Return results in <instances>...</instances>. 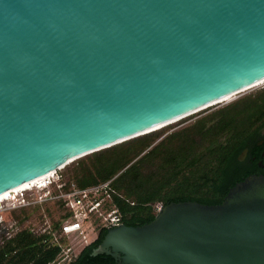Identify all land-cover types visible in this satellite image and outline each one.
<instances>
[{
  "label": "water",
  "instance_id": "1",
  "mask_svg": "<svg viewBox=\"0 0 264 264\" xmlns=\"http://www.w3.org/2000/svg\"><path fill=\"white\" fill-rule=\"evenodd\" d=\"M264 82V0H0V196ZM122 264H264V176L107 230Z\"/></svg>",
  "mask_w": 264,
  "mask_h": 264
},
{
  "label": "trees",
  "instance_id": "2",
  "mask_svg": "<svg viewBox=\"0 0 264 264\" xmlns=\"http://www.w3.org/2000/svg\"><path fill=\"white\" fill-rule=\"evenodd\" d=\"M263 111L261 90L168 134L158 130L90 154L73 167L69 180L78 188L109 182L103 209L115 210L127 226L151 222L157 204L164 207L171 202L191 201L219 205L228 190L243 180L237 178L232 162L241 137ZM56 204L63 209L62 202ZM27 209L20 210L21 218L13 212L12 219L16 223L27 220ZM67 217L66 213L53 223L51 231L57 243L52 242L51 232L36 234L24 228L11 235L1 234L0 264H54L63 251L60 223ZM93 220L101 235L81 250L76 262L93 260L89 253L108 230L99 225L97 218Z\"/></svg>",
  "mask_w": 264,
  "mask_h": 264
},
{
  "label": "built area",
  "instance_id": "3",
  "mask_svg": "<svg viewBox=\"0 0 264 264\" xmlns=\"http://www.w3.org/2000/svg\"><path fill=\"white\" fill-rule=\"evenodd\" d=\"M60 171L58 174L56 171L52 176L48 177L46 179V186L44 187L40 188L37 185H33L17 192L16 194H11V196L6 199L8 205L4 210L14 211L27 209L41 205L42 203L62 202L63 209L69 214V217L61 220L59 237H67L72 234H77L82 240L85 239V234L87 232L85 226L89 223V217L92 218L93 224V218H97L99 220V225L106 229L114 228L122 224L120 216L115 210H111L105 213V215L101 214L100 218L97 216L99 211L104 210L103 202L108 200L106 188L109 182L86 188H78ZM54 175L55 180H52ZM51 186L55 188L48 190L47 188ZM37 191L41 193L34 196L33 192L36 193ZM102 195L104 197L97 200V198ZM161 208L162 206L160 204L156 205V213ZM52 237V242L57 243L58 238L54 234H52Z\"/></svg>",
  "mask_w": 264,
  "mask_h": 264
},
{
  "label": "rangeland",
  "instance_id": "4",
  "mask_svg": "<svg viewBox=\"0 0 264 264\" xmlns=\"http://www.w3.org/2000/svg\"><path fill=\"white\" fill-rule=\"evenodd\" d=\"M264 90V83L261 84L260 86H256L253 87L247 91H244L242 93H239L237 95H235L234 97L230 98L229 100H227V102L224 103H220V104H216L214 106H211L201 112H198L194 115H191L189 117H186L178 122H175L161 130L160 131H165V134H168L172 131L178 130L184 126H187L189 124H191L192 122H194L195 120H197L198 118L205 116L208 113H211L215 110H217L218 108L224 106L227 103H230L234 100H237L239 98H242L244 96L247 95H251L254 94L258 91ZM164 134V135H165ZM103 150V151H107ZM90 156V155H88ZM88 156H85L83 158H80L78 160H75L74 162L68 164L67 166H65L64 168L61 169V173L63 175H65L67 178H70L71 173H72V169L73 167L78 163L79 160H86V158ZM120 162H122V158L119 159ZM59 171H57V174L59 173ZM55 175L53 176L52 180H55ZM55 187H48V190H51ZM41 192L37 191L36 193L33 192L34 196L39 195ZM8 205V201L7 200H3L0 202V236L1 234H14V232H16L17 230H21V229H29L30 231L36 233V234H42L44 232H51V234H54V232H52V226L53 223L59 221V219L64 216V214H66L64 209H59L58 205L56 203L53 202H48V203H42L41 205H37L34 209H27V215H28V219L21 222V223H16V219H12L11 215L13 212H16L18 217H22V215H20V210H14V211H10V210H4V208ZM159 205V204H157ZM105 213H107L105 211V209L103 211H99L97 216L100 218L101 214L105 215ZM89 223L86 224V228H87V232L85 234V239L82 240V238L80 236H78L77 234H72L69 235L67 237H63L64 238V242H63V251L61 253V255L59 256V258L56 260V262L54 264H66L68 262V260H73L75 255L78 254V252L85 246V244L89 241H91L94 237L96 226L92 223V218L89 217Z\"/></svg>",
  "mask_w": 264,
  "mask_h": 264
},
{
  "label": "flooded vegetation",
  "instance_id": "5",
  "mask_svg": "<svg viewBox=\"0 0 264 264\" xmlns=\"http://www.w3.org/2000/svg\"><path fill=\"white\" fill-rule=\"evenodd\" d=\"M238 148L232 162L233 169L237 173V178L244 179L250 176H264V111L256 119L253 126L241 137ZM99 231H95L93 239L87 242L85 246L92 244L100 237ZM98 246L89 253L94 258L93 260L75 261L83 247L75 255L74 259L68 260L66 264H122L119 257L113 258L112 255L97 254L96 250Z\"/></svg>",
  "mask_w": 264,
  "mask_h": 264
},
{
  "label": "bare ground",
  "instance_id": "6",
  "mask_svg": "<svg viewBox=\"0 0 264 264\" xmlns=\"http://www.w3.org/2000/svg\"><path fill=\"white\" fill-rule=\"evenodd\" d=\"M263 83H264V82H261V83L255 85L254 87H256V86H260V85L263 84ZM252 88H253V87H252ZM250 89H251V88H250ZM231 98H232V97H231ZM229 99H230V98L226 99V101L229 100ZM82 158H83V157H82ZM79 159H80V158H79ZM77 160H78V159H77ZM53 173H54V172H53ZM53 173H51V174L48 175L47 177H42V178L36 179V180H34V181L30 182V183H26V184H24L23 186H21V187H19V188H16V189H13L12 191H10V192L4 194L3 196H0V202L3 201V200L8 199L9 196H11V194H13V193L16 194L17 192H19V191H21V190H23V189H25V188H28V187H30V186L37 185V186L40 187V188L46 186V179H47L48 177L52 176Z\"/></svg>",
  "mask_w": 264,
  "mask_h": 264
}]
</instances>
